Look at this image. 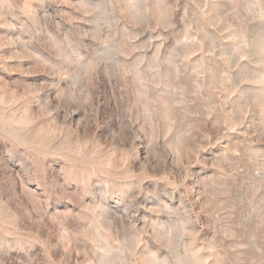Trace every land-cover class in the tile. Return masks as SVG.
Here are the masks:
<instances>
[{
  "label": "clouds",
  "instance_id": "clouds-1",
  "mask_svg": "<svg viewBox=\"0 0 264 264\" xmlns=\"http://www.w3.org/2000/svg\"><path fill=\"white\" fill-rule=\"evenodd\" d=\"M0 264H264V0H0Z\"/></svg>",
  "mask_w": 264,
  "mask_h": 264
}]
</instances>
